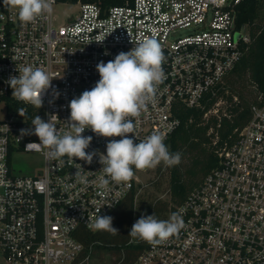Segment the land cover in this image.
I'll use <instances>...</instances> for the list:
<instances>
[{
  "label": "built area",
  "instance_id": "1",
  "mask_svg": "<svg viewBox=\"0 0 264 264\" xmlns=\"http://www.w3.org/2000/svg\"><path fill=\"white\" fill-rule=\"evenodd\" d=\"M243 1L125 0L106 7L100 0H77L79 13L59 25L53 13L22 23L18 10L0 0V99L7 112L0 119V264H81L82 231H96L89 223L111 216L141 181L135 168L126 184L101 171L99 154L106 155L107 143L121 137L86 129L83 135L93 139L85 151L97 152L88 164L48 157L39 144L27 148L40 141L21 136V129L34 131L36 115L46 122L54 115L57 129L67 131L70 101L95 87L97 64L155 38L165 56V78L138 121L129 117L134 133L128 135L138 144L160 133L167 145L181 125V108L203 106L249 50V25L238 22ZM18 66L40 68L53 79L40 109L13 97L6 81L19 76ZM223 102L216 101L205 116L217 114ZM213 144L217 165L167 216L181 214L185 228L159 245L148 243L131 264H264V95L251 102L244 126L224 139L217 132ZM20 152L42 155L38 173L12 172L11 155ZM78 170L87 182L78 179ZM102 176L110 181L103 189Z\"/></svg>",
  "mask_w": 264,
  "mask_h": 264
},
{
  "label": "clouds",
  "instance_id": "2",
  "mask_svg": "<svg viewBox=\"0 0 264 264\" xmlns=\"http://www.w3.org/2000/svg\"><path fill=\"white\" fill-rule=\"evenodd\" d=\"M54 2L4 0V3L18 10L19 20L25 24L35 23L45 15H51ZM164 60L159 42L149 38L136 44L129 52H120L114 60L99 62L96 67L100 79L95 87L70 101L68 130L57 129L53 122L54 115L47 122L36 115L31 122L34 131L21 129V136L36 135L40 143H30L27 148L39 144L49 150L46 153L48 157L61 160L67 156L69 162L78 158L91 164L97 152L85 150L90 147L93 137L83 135L86 129H90L98 136L121 137L107 143L106 155L99 154V163L103 165L101 171L112 182H130L134 177V168L142 171L155 169L161 164L167 167L179 165L181 154L169 151L162 134L154 132L138 144L128 135L134 133V123L129 117L138 121L141 112L154 100L156 87L165 78L162 67ZM18 72L19 76H12L6 81L13 89V97L40 109L44 96L52 88L53 79L44 70L31 66H18ZM53 96L59 99V91L53 90ZM17 111L24 117V108ZM76 176L81 182H87L86 176H82L79 170ZM109 182L102 176L98 186L106 188ZM89 227L112 235L119 232L113 227L111 216L99 215L94 223H89ZM184 228L185 223L179 213H173L168 220H159L154 214L141 216L132 225L128 235L156 246L178 236Z\"/></svg>",
  "mask_w": 264,
  "mask_h": 264
},
{
  "label": "trees",
  "instance_id": "3",
  "mask_svg": "<svg viewBox=\"0 0 264 264\" xmlns=\"http://www.w3.org/2000/svg\"><path fill=\"white\" fill-rule=\"evenodd\" d=\"M59 2L77 0H58ZM99 1V0H83ZM104 6L123 4L125 0H100ZM238 22L247 23L251 32V43L249 50L243 56L237 67L230 75L236 74L239 77L249 75L250 80L255 84L258 94L264 95V0H244L238 6ZM229 79V78H228ZM226 79L221 84L216 94H211L204 100V105L199 107L181 108V125L173 133L167 147L171 153L191 154V166L183 173L178 165L167 167L170 171V189L176 202L183 201L188 193L199 185L218 163L216 146L213 138L218 132L220 139L226 138L235 128L244 126L250 118L251 102L244 100L239 94V100L235 99L234 89L229 92L230 86ZM224 100L230 105L227 106V113L210 114L205 113L212 108L218 100ZM212 130V132H211ZM162 165L159 167L161 172ZM185 176L189 180L184 179ZM138 190L134 187L130 195L125 198L114 209L113 227L119 230L115 235L106 231H82L81 240L85 245L82 254L83 261L86 257H94L92 264H99L107 255V262L104 264H131L139 253L147 246V242L134 238L129 234L132 225L141 216L154 215L159 220L167 219V201L145 200L137 197ZM82 261V262H83ZM85 264V263H83Z\"/></svg>",
  "mask_w": 264,
  "mask_h": 264
},
{
  "label": "rangeland",
  "instance_id": "4",
  "mask_svg": "<svg viewBox=\"0 0 264 264\" xmlns=\"http://www.w3.org/2000/svg\"><path fill=\"white\" fill-rule=\"evenodd\" d=\"M54 21L57 24H64L73 16H76L79 13V4L73 2H57L53 7ZM229 78V79H228ZM228 85L230 86L229 92L234 89L235 96L234 100L239 98V94L243 95L244 100L252 102L258 95V90L255 84L250 80L249 75H243L242 77L237 76L236 74L228 75L227 77ZM236 101H240L239 99ZM230 104L226 101L223 102L220 106V113L225 114L227 111V106ZM6 104L3 100L0 99V119L6 117ZM181 162L178 167L183 173L186 169L191 166V154L180 153ZM11 168L12 172L16 175H35L43 167V157L38 152H20L12 153L11 155ZM162 165L161 172L158 170L160 165L155 169H148L147 171H141L140 178L141 181L135 186L138 190L137 197L144 198L145 200H162L167 201V216L169 212L174 208L178 203L174 200L170 189V171L167 166ZM186 181L189 180V177L185 176ZM95 261L94 257H89L81 264H92ZM107 255L104 256L103 261H98L99 264L106 263Z\"/></svg>",
  "mask_w": 264,
  "mask_h": 264
}]
</instances>
